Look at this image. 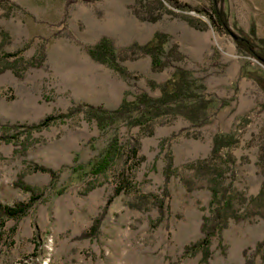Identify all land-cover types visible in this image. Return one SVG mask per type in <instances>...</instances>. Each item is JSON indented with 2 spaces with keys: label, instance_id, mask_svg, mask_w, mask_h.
I'll return each instance as SVG.
<instances>
[{
  "label": "rangeland",
  "instance_id": "374dc122",
  "mask_svg": "<svg viewBox=\"0 0 264 264\" xmlns=\"http://www.w3.org/2000/svg\"><path fill=\"white\" fill-rule=\"evenodd\" d=\"M212 3L0 0V126L12 124L0 141V199H30L19 177L42 192L24 216L0 219V264H264V61L236 38L243 31L264 49V0H223L232 31L214 22ZM156 31L170 34L162 67L132 47ZM102 36L127 76L91 55ZM178 65L207 85L205 124L176 114L102 128L88 116L90 104L159 95L150 80ZM115 133L139 141L140 160L93 173ZM221 133L237 142L215 151ZM42 165L58 171L56 187ZM123 166L129 186L116 194ZM203 225L216 231L197 245Z\"/></svg>",
  "mask_w": 264,
  "mask_h": 264
},
{
  "label": "trees",
  "instance_id": "16d2710c",
  "mask_svg": "<svg viewBox=\"0 0 264 264\" xmlns=\"http://www.w3.org/2000/svg\"><path fill=\"white\" fill-rule=\"evenodd\" d=\"M211 14L214 16V22L226 31H232L231 21L228 10L223 4V0H212ZM252 32H255V26L252 24ZM238 45L249 54L260 58L264 61V49L259 48L255 39L243 31L238 33ZM170 40V34L164 31H156L152 38L147 42L140 44L135 43L132 47H138L142 51L150 54L153 67H162L169 61V49L167 43ZM91 55L104 63L109 64L120 72L123 76H127L129 69L120 63L118 59V52L113 40L108 36H102L100 40L90 47ZM1 71V69H0ZM150 85L153 88L159 87V95H151L147 91H141L137 94L134 100L124 98L121 103L114 108H107L103 105L90 104L87 109V114L94 119L98 126L106 128L113 126L117 122L123 120L128 124L145 125L153 119L162 115H176L181 114L187 117L195 125H203L210 118L209 106L212 99L207 94V85L205 81L194 74V72L185 67L178 65L175 67L172 74L162 83L155 80H150ZM62 113L59 116H64ZM58 116V117H59ZM57 116L48 114L39 122L30 125V128L43 127L48 125ZM0 131V141L10 140L9 134L12 124L2 123ZM213 149L215 151L228 147L237 142V138L231 133H221L214 136ZM139 141L126 140L122 141L120 136L115 133L110 139L107 148L100 156L98 161L92 167L95 174H100L114 165L118 159L124 157L125 161L132 157H139ZM44 170L50 172L52 175V185L56 187L55 180L58 176V171L53 167L41 166ZM80 167H83L80 166ZM124 169L121 170L120 182L121 185L116 187L115 193L129 186L128 174ZM17 185L23 189L30 191V199L28 201H17L15 203H6L0 199V219L3 221L7 218H19L24 216L33 206L36 199H38L42 192L32 184L26 182L22 177L16 181ZM64 189H58V192H63ZM99 218H96L92 224L95 229L98 225ZM208 222V221H206ZM203 225V230L206 235L199 241L197 245L207 244L211 236L215 233L216 227Z\"/></svg>",
  "mask_w": 264,
  "mask_h": 264
}]
</instances>
